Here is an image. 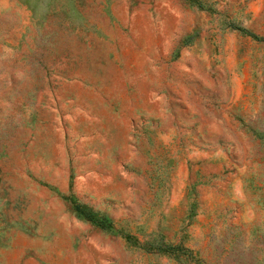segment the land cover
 <instances>
[{
    "label": "rangeland",
    "instance_id": "374dc122",
    "mask_svg": "<svg viewBox=\"0 0 264 264\" xmlns=\"http://www.w3.org/2000/svg\"><path fill=\"white\" fill-rule=\"evenodd\" d=\"M0 264H264V0H0Z\"/></svg>",
    "mask_w": 264,
    "mask_h": 264
},
{
    "label": "trees",
    "instance_id": "16d2710c",
    "mask_svg": "<svg viewBox=\"0 0 264 264\" xmlns=\"http://www.w3.org/2000/svg\"><path fill=\"white\" fill-rule=\"evenodd\" d=\"M242 33H246V31L244 30V29H239ZM248 35H250L249 33H247ZM250 36H252V35H250Z\"/></svg>",
    "mask_w": 264,
    "mask_h": 264
}]
</instances>
